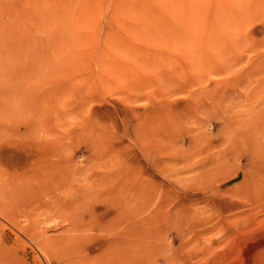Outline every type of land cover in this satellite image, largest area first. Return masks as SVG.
Instances as JSON below:
<instances>
[{"label": "rangeland", "instance_id": "obj_1", "mask_svg": "<svg viewBox=\"0 0 264 264\" xmlns=\"http://www.w3.org/2000/svg\"><path fill=\"white\" fill-rule=\"evenodd\" d=\"M261 2L0 0V196L32 153L56 241L0 215V264H264Z\"/></svg>", "mask_w": 264, "mask_h": 264}, {"label": "bare ground", "instance_id": "obj_2", "mask_svg": "<svg viewBox=\"0 0 264 264\" xmlns=\"http://www.w3.org/2000/svg\"><path fill=\"white\" fill-rule=\"evenodd\" d=\"M261 3H264V2H261ZM229 11L230 10L227 7H224V9L219 11L222 13L220 16L225 18V15H229L228 14ZM204 17H205V15H204ZM239 20L240 19H238V21ZM9 83L10 84L7 83L6 86L0 85V113H4L5 111H7L8 106L12 104L10 101L13 99L15 100V98L18 96L19 90H18L16 84L13 81H10ZM32 107H30V108L32 109ZM30 152H31V150H30ZM30 159H32V163H31V166H28V168L25 167L26 169L24 168L23 171H21V172L18 171V169L16 168V170H17L16 173H13L12 175L11 174L8 175L7 178H5V179L1 178L2 179L1 182L4 185H7L8 193L6 194L7 196L6 195L4 197L0 196V215L3 216L4 218L10 219L13 223H15V226H17L22 232L26 233L33 240H36L38 243L37 242H35V243L39 247L49 248V246L52 244H55L56 241L54 242L51 237H47L45 232L44 231L42 232L39 229V227H38L39 222L37 220H35V218H34V213H33L32 205H31L32 201H33L32 197L35 196V193L37 192L36 189H38L37 186L42 184V183L45 184V182L42 180L43 175L41 177V175H40L41 173H39V171H37L36 168L34 167V161H33L32 153H30ZM42 173H44V172H42ZM45 175L46 174L44 173V176ZM1 186H2V184H1ZM8 186H10V188ZM0 189H2V188H0ZM20 217H22L23 220L25 221L24 226L18 225L19 223L17 222L16 219L20 218ZM3 234H5V233H3ZM2 236H4V235H2V233L0 232V241H2ZM36 237H38V239H35ZM49 242H53V243L50 244ZM107 242L112 243V244L114 243L116 245V247H122L123 250H125V251L127 250V247H128V244H127L128 239H126V238L118 240V239H115L113 237L112 239L107 240ZM0 253L2 254L1 243H0ZM124 260H126V258Z\"/></svg>", "mask_w": 264, "mask_h": 264}]
</instances>
